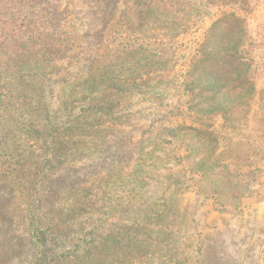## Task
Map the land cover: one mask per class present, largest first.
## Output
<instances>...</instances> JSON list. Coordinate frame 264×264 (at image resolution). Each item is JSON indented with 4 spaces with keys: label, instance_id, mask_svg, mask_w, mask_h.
<instances>
[{
    "label": "rangeland",
    "instance_id": "obj_1",
    "mask_svg": "<svg viewBox=\"0 0 264 264\" xmlns=\"http://www.w3.org/2000/svg\"><path fill=\"white\" fill-rule=\"evenodd\" d=\"M263 177L264 0H0V264H258Z\"/></svg>",
    "mask_w": 264,
    "mask_h": 264
},
{
    "label": "crops",
    "instance_id": "obj_2",
    "mask_svg": "<svg viewBox=\"0 0 264 264\" xmlns=\"http://www.w3.org/2000/svg\"><path fill=\"white\" fill-rule=\"evenodd\" d=\"M245 198V204L237 208L238 213L226 226H253L246 247L256 251L264 248V190L250 192ZM255 261L264 264V254Z\"/></svg>",
    "mask_w": 264,
    "mask_h": 264
}]
</instances>
